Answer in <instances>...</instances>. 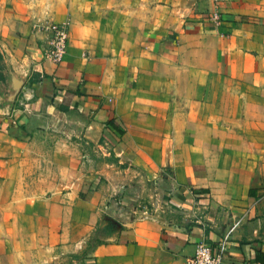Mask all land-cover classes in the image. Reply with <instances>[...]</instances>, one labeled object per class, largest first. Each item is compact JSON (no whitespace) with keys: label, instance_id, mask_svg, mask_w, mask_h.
Instances as JSON below:
<instances>
[{"label":"crops","instance_id":"obj_1","mask_svg":"<svg viewBox=\"0 0 264 264\" xmlns=\"http://www.w3.org/2000/svg\"><path fill=\"white\" fill-rule=\"evenodd\" d=\"M225 234L223 264H264V0H0V264H188Z\"/></svg>","mask_w":264,"mask_h":264},{"label":"built area","instance_id":"obj_2","mask_svg":"<svg viewBox=\"0 0 264 264\" xmlns=\"http://www.w3.org/2000/svg\"><path fill=\"white\" fill-rule=\"evenodd\" d=\"M34 32L41 36L42 57L56 63L62 60L66 53L68 42V25L65 22H55L51 19L36 20L33 24ZM156 210L144 207L140 217L153 219ZM228 234L219 241L217 248L203 240L195 245L194 254L189 258L188 264H223L224 251Z\"/></svg>","mask_w":264,"mask_h":264},{"label":"trees","instance_id":"obj_3","mask_svg":"<svg viewBox=\"0 0 264 264\" xmlns=\"http://www.w3.org/2000/svg\"><path fill=\"white\" fill-rule=\"evenodd\" d=\"M106 125H107V127L110 128L113 132H115V133H117V134H119V135H121V134L124 132V129L121 128L120 126H118V125L115 123V121H114L113 118H110V119L106 122ZM257 258H258V256H257ZM259 259H260V257H259Z\"/></svg>","mask_w":264,"mask_h":264}]
</instances>
